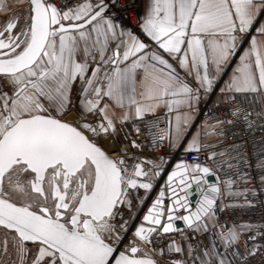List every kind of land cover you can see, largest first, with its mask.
I'll use <instances>...</instances> for the list:
<instances>
[{
	"label": "snow or ice",
	"instance_id": "1",
	"mask_svg": "<svg viewBox=\"0 0 264 264\" xmlns=\"http://www.w3.org/2000/svg\"><path fill=\"white\" fill-rule=\"evenodd\" d=\"M29 5L23 26L14 19L0 29V227L13 234L19 264H27L30 253V264H157L137 239L151 243L153 234L174 230V219L194 232L207 230L221 187H204L209 167L181 161L167 176L171 202L161 190L143 215L149 226H137L121 249L129 223L123 209L131 219L133 191L151 190L161 163L134 158L129 166L125 155L110 156L100 140L119 131L117 121L123 127L161 105L193 109L201 90L211 91L237 54L240 62L221 92L264 96V41L257 38L264 36V0H153L141 26L154 44L108 18L105 0L72 7L29 0ZM177 68L184 70L183 78ZM77 82L83 111L65 120ZM116 107L122 110L118 116L110 114ZM189 119L177 116L175 139L186 132ZM131 144L139 147L135 140ZM193 149L199 151L196 138L188 145ZM123 153L131 155L126 147ZM193 184L201 193L194 212L188 199ZM224 184L230 190L232 181ZM182 210L188 214L176 215ZM239 237L235 228L221 232L224 252L213 242L197 254L199 264H233L228 251ZM256 251L253 246L246 254ZM193 252L189 245V255ZM244 255L232 252L241 260Z\"/></svg>",
	"mask_w": 264,
	"mask_h": 264
},
{
	"label": "built area",
	"instance_id": "2",
	"mask_svg": "<svg viewBox=\"0 0 264 264\" xmlns=\"http://www.w3.org/2000/svg\"><path fill=\"white\" fill-rule=\"evenodd\" d=\"M83 0H55L57 6H75ZM106 11L122 28L134 31L141 27V0H105ZM213 89L209 99L201 106L199 121L205 125L202 140L197 150H167L168 118L166 112L146 114L143 119L131 122L133 136L139 145L141 155L168 158L170 162L182 159L187 164H207L215 173L221 187L220 204L215 206L212 225L207 230L194 232L191 228L177 234L154 235L151 243L143 244L137 239L141 249L161 264H174L177 260L194 264L197 254L206 247L209 233H227L229 228L240 232L239 241L229 249L228 258L233 264H264V106L259 94H220ZM233 96V99L227 97ZM228 121V122H224ZM134 125L140 128L137 133ZM163 137L155 140L154 137ZM231 180L229 186L224 181ZM228 192L236 193L228 196ZM227 195V196H226ZM248 202H251L249 204ZM241 225H251L249 230H240ZM255 236V239L250 237ZM130 229L124 235L119 247L133 239ZM181 246L183 251H169L168 246ZM189 245L195 250L188 253ZM217 245V244H216ZM253 246L258 248L254 255L246 254ZM244 259L233 257L237 250ZM163 250V254H161ZM217 250L224 252L219 245Z\"/></svg>",
	"mask_w": 264,
	"mask_h": 264
},
{
	"label": "crops",
	"instance_id": "3",
	"mask_svg": "<svg viewBox=\"0 0 264 264\" xmlns=\"http://www.w3.org/2000/svg\"><path fill=\"white\" fill-rule=\"evenodd\" d=\"M152 2H153V0H141V4H142L141 25H142L143 20L147 17V13L151 7ZM108 18H110V17L108 16ZM124 28L132 31L133 34L140 37V39L143 40L145 43L154 44V42H152L150 40V38L147 37V34L144 33L142 26L140 27L139 30H136V31H134L128 27H124ZM253 34H256V33L253 32ZM257 38L260 41H264V36H259L257 34ZM249 39H250V37H249ZM247 47H248V43H244L243 48H247ZM243 48L238 49V52L242 53ZM239 62H240L239 61V54L234 55L232 57L231 61L229 62V64L223 69L221 74L215 80L213 87H212V90L209 91L208 93H204L203 90H201L200 99L193 109H189L186 105H180L178 107H173L172 111H169L163 105L156 108L155 113L166 112V114H167V118H168L167 150L169 152H173L177 149L188 150L189 142L192 141L194 138L197 139L198 145L200 146V143L202 140L209 139L212 137L211 134L203 135V130H205V125L202 122H200L198 119L200 108L209 99V97H210L213 89H215V87H218L217 91L220 94H223V95L229 94L228 92L222 93L221 88L225 87L226 82L229 81L230 77L233 74L234 69L237 67ZM177 71L182 78L185 76L183 69L177 68ZM187 80L190 83H192L193 85H195V82L193 81L191 76H188ZM140 90L141 89L138 86V91H140ZM261 100H262V103L264 106V96H261ZM71 101H72V104L76 107V110L82 114L83 108H82V105L80 104V100H79V83L78 82L76 83V86L72 89ZM121 111L122 110L118 107L110 108V114L112 112H115L117 116L121 113ZM148 114H151V113H148ZM185 115L190 117L189 124L186 126V132L182 135V137L179 140H177V139H175V127H176L177 116H180L181 119H183V117ZM67 117H74V116H73V114L70 113ZM88 117L93 118L91 115H89ZM129 126H130V129H129ZM117 128L119 129V131L114 136L109 137L112 140L111 142H112V145L115 149L116 155L122 154L123 148L126 147L127 152L131 155H127V154H125V155L131 157V159L146 157V158L154 160V161L162 160L161 157H156V156H148L147 157V156H141L139 153H137L138 147H133L131 144V142L134 140L132 129H131V121L125 123L123 127H121L120 122L117 121ZM193 150H195V149H193ZM227 194H228V196L236 195V193H233V192H228ZM220 202H221V200L218 201V204H220ZM212 222H213V218H212ZM212 222H211L210 226L212 225ZM213 242H215L222 249H224L221 241L219 240V236L216 233H209L208 234V236L206 237V242H205L206 247L205 248L210 247ZM202 252H199V253H202ZM186 264H190V263L187 261ZM194 264H199V260L197 259V261Z\"/></svg>",
	"mask_w": 264,
	"mask_h": 264
},
{
	"label": "water",
	"instance_id": "4",
	"mask_svg": "<svg viewBox=\"0 0 264 264\" xmlns=\"http://www.w3.org/2000/svg\"><path fill=\"white\" fill-rule=\"evenodd\" d=\"M28 2H29V0H28ZM106 15L108 16L107 11H106ZM139 159L151 160V159H148L146 157H141ZM152 161H154V160H152ZM181 161H183V160L177 159L173 162H170L169 159H164L163 161H161V160L160 161H154L157 163H161V168L159 169L161 174L152 181L153 188L151 190H148L147 193H145V190H143V189H138V190L133 191V209L131 210V217H132L131 219H129V210L127 208L123 209L124 219L129 221L128 228H131V233L133 235H134L135 228L137 226H139L141 223H144L145 227L149 226L146 222L143 221L142 218H143V215H145L147 213V209L152 205L153 201L158 197L159 192L161 190H165V197H164L165 202L166 203L171 202L169 199L171 194L167 191V186L170 183L167 180V176L169 173H171L175 169V166L178 163H180ZM132 162H133V159H131L129 166L132 164ZM200 165L209 167L205 163H202ZM145 167L148 168V167H151V165L145 164ZM176 179L178 181L179 177H177ZM206 180H207V184L204 185L205 188H207L208 185H211V184H216L217 186H219L217 178H216L213 171L211 172V174H209L206 177ZM172 186L175 187V184H173ZM200 196H201V193L197 191V186L195 184H193V186L190 190V195L188 196V199L192 205V207L190 209L191 211L194 212L196 210V205L200 200ZM141 198H143V199L141 200ZM218 198H219V196L217 197L216 202H217ZM187 214H188L187 211L182 210V211H179L176 215L183 216V215H187ZM117 220H119V218H117ZM171 222L173 223L174 230L169 232V233H160L161 235L179 233L182 230H184L185 227H188L187 223L182 219H174ZM153 235H157V234H153ZM157 264H160V263L157 262Z\"/></svg>",
	"mask_w": 264,
	"mask_h": 264
},
{
	"label": "rangeland",
	"instance_id": "5",
	"mask_svg": "<svg viewBox=\"0 0 264 264\" xmlns=\"http://www.w3.org/2000/svg\"><path fill=\"white\" fill-rule=\"evenodd\" d=\"M0 3L3 4V7H0V21L2 24L13 18H18L20 21H24L25 19L28 18L29 8H30L28 0H0ZM9 89H10V86L5 88L6 91H8ZM70 113L73 114L74 117H67ZM80 117H81V113H79L76 110V107L73 104H71V110L68 111L63 116V119L69 120V118L76 119ZM87 120L91 122L93 118L87 117ZM129 129H130V126H129ZM105 139L109 140L110 142L112 141L109 137ZM125 158H127L126 160L128 161V164H130L131 157L125 156Z\"/></svg>",
	"mask_w": 264,
	"mask_h": 264
},
{
	"label": "flooded vegetation",
	"instance_id": "6",
	"mask_svg": "<svg viewBox=\"0 0 264 264\" xmlns=\"http://www.w3.org/2000/svg\"><path fill=\"white\" fill-rule=\"evenodd\" d=\"M14 19L18 18H13L11 20ZM26 20L27 19H25L24 21L19 20L20 25L23 26ZM6 22L2 24L0 21V29H3L5 27ZM5 241L7 242V251H5L4 248ZM31 258L32 254L30 253L27 264H30ZM0 264H19L16 250L13 247V234H10L9 231L5 230L3 227H0Z\"/></svg>",
	"mask_w": 264,
	"mask_h": 264
},
{
	"label": "bare ground",
	"instance_id": "7",
	"mask_svg": "<svg viewBox=\"0 0 264 264\" xmlns=\"http://www.w3.org/2000/svg\"><path fill=\"white\" fill-rule=\"evenodd\" d=\"M73 118H69V120H71ZM68 120V119H67ZM101 145L104 147L105 151L110 155V156H114L115 155V149L113 147V145L111 144V142L109 140L106 139H101L100 140ZM117 152V151H116Z\"/></svg>",
	"mask_w": 264,
	"mask_h": 264
}]
</instances>
